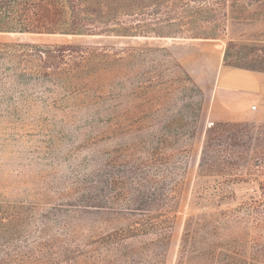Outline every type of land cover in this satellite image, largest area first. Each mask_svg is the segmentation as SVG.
<instances>
[{
    "label": "trees",
    "instance_id": "obj_1",
    "mask_svg": "<svg viewBox=\"0 0 264 264\" xmlns=\"http://www.w3.org/2000/svg\"><path fill=\"white\" fill-rule=\"evenodd\" d=\"M261 19L264 0H0V33L214 39L223 25ZM165 50L0 40L1 119L16 127L69 129L94 143L114 140L112 148L96 149V172L72 181L69 192L79 193L74 202L39 208L0 199V264H164L177 198L174 175L188 153L185 138L192 136L196 116L195 109L182 121L154 114L162 95L172 93L160 54ZM240 60L245 64L232 65L264 71L253 56ZM174 67L182 69L188 89H197L179 63ZM33 98L66 113L34 121L20 106ZM241 125L218 122L208 129L199 175L217 177L213 186L195 181L194 206L204 207L211 187L218 201L232 197L227 188L236 168L216 155L213 142L236 140ZM260 154L254 173L264 175ZM254 191L261 198L253 202L188 215L175 264H264V179ZM240 211L249 217H239Z\"/></svg>",
    "mask_w": 264,
    "mask_h": 264
},
{
    "label": "rangeland",
    "instance_id": "obj_2",
    "mask_svg": "<svg viewBox=\"0 0 264 264\" xmlns=\"http://www.w3.org/2000/svg\"><path fill=\"white\" fill-rule=\"evenodd\" d=\"M255 38L264 39V20L262 19L250 24L223 25L217 38L214 39L0 33L1 41L23 40L39 43L78 41L91 44L137 45L166 49L160 54L167 59L166 69L164 66L163 70L165 78L170 80L172 85L170 88L172 93L168 96L162 95L161 108L154 114L163 118H179L182 121V119H191L190 116H193L192 111L195 109L196 116L193 119L192 136L185 138L188 153L183 157L182 168L178 169L174 175L178 181L177 198L171 212L173 222L169 232V244L164 255V264H175L180 237L188 215L193 212L205 211L210 206H215L216 209L229 206L232 209L238 207L240 202H253L257 196L261 198V194L254 191L258 187L260 179H264L263 174L254 173L256 172L254 165L256 157L264 152V120L260 119L241 122L242 125L239 127L236 140H228V143L220 142V140L213 142L216 155L233 162L236 168L234 172L237 174L230 176L235 179V183L230 182V186L227 188L233 191L232 197L218 201L219 196H216L212 187L203 194L202 205L204 207L194 206L195 198L193 197L194 184L197 179L200 180V185L207 187L213 186L217 177L215 175H199V164L206 143L207 131L215 123H218L212 122L208 117L210 106L206 92L211 89L214 76L218 74L220 66L223 64H245V60H240L244 54L249 57L253 56V59L257 60V67L264 68V40L255 41ZM196 39L215 40L211 43L216 45L215 49L218 55L216 65V59L212 56L207 58L202 55L199 59L197 58L199 62L196 60V64L199 65V72L188 70L182 61L183 48L192 43L190 41ZM229 40L234 42L231 46L230 56L225 60V50ZM174 63H179L191 76L197 89L192 91L187 88L186 85L190 86V84L184 80L182 69L174 67ZM246 64L251 65L252 63ZM25 103L26 106L22 104L20 106L26 115L35 118L34 121H40L43 117L59 118L66 113L41 98H33ZM64 111H68V109ZM30 120L26 119L28 122ZM229 143L234 144L231 146L228 145ZM113 146L114 140L110 139L96 140L94 143L89 135H78L69 129L53 126L40 128L31 125L16 127L0 118V199L9 203L36 205L39 208L74 202L79 198V193L69 191L77 182L76 179L81 180L98 170L93 162L97 159L96 149H110ZM215 153L213 152V154ZM101 161L103 163L101 167H103L105 156L102 160L100 159ZM97 176L99 179H105L104 175ZM74 180L76 182H72ZM206 180L210 183H206ZM64 207L69 210V205ZM236 214L239 217H249L246 211Z\"/></svg>",
    "mask_w": 264,
    "mask_h": 264
},
{
    "label": "crops",
    "instance_id": "obj_3",
    "mask_svg": "<svg viewBox=\"0 0 264 264\" xmlns=\"http://www.w3.org/2000/svg\"><path fill=\"white\" fill-rule=\"evenodd\" d=\"M213 41L196 39L183 48L182 61L188 70L200 71L196 60L202 55L207 58L212 56L217 64L218 55L216 45L211 43ZM206 97L210 106L208 117L212 122L264 120V71L223 64L214 76ZM254 105H257V109H253Z\"/></svg>",
    "mask_w": 264,
    "mask_h": 264
},
{
    "label": "built area",
    "instance_id": "obj_4",
    "mask_svg": "<svg viewBox=\"0 0 264 264\" xmlns=\"http://www.w3.org/2000/svg\"><path fill=\"white\" fill-rule=\"evenodd\" d=\"M253 109H257V105H254V106H253Z\"/></svg>",
    "mask_w": 264,
    "mask_h": 264
}]
</instances>
